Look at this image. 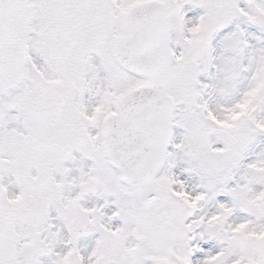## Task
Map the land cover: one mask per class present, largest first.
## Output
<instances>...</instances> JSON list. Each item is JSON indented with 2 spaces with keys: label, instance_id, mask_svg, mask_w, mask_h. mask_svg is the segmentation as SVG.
Instances as JSON below:
<instances>
[{
  "label": "snow or ice",
  "instance_id": "6c2138e0",
  "mask_svg": "<svg viewBox=\"0 0 264 264\" xmlns=\"http://www.w3.org/2000/svg\"><path fill=\"white\" fill-rule=\"evenodd\" d=\"M0 264H264V0H0Z\"/></svg>",
  "mask_w": 264,
  "mask_h": 264
}]
</instances>
